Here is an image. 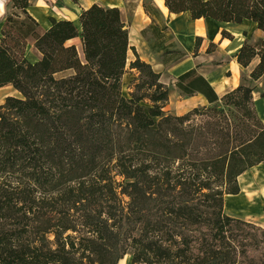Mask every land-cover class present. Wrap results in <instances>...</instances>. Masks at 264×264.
Listing matches in <instances>:
<instances>
[{
    "label": "trees",
    "instance_id": "obj_1",
    "mask_svg": "<svg viewBox=\"0 0 264 264\" xmlns=\"http://www.w3.org/2000/svg\"><path fill=\"white\" fill-rule=\"evenodd\" d=\"M164 3L192 20L248 19L264 32V0ZM31 5L7 0L13 12L0 21V88L20 93L0 105V264H118L127 254L129 264H264V225L225 210L239 177L264 163L253 87L219 97L192 68L174 86L205 104L173 114L169 87L130 44L117 7L95 3L79 27L51 18L43 31ZM144 8L151 50L166 66L181 60L187 52L168 21L165 44L160 11ZM76 38L82 53L69 44ZM30 40L41 54L35 62L26 56ZM130 50L137 76L125 96ZM236 58L244 68L258 60L249 73L258 81L264 35L246 39Z\"/></svg>",
    "mask_w": 264,
    "mask_h": 264
},
{
    "label": "crops",
    "instance_id": "obj_2",
    "mask_svg": "<svg viewBox=\"0 0 264 264\" xmlns=\"http://www.w3.org/2000/svg\"><path fill=\"white\" fill-rule=\"evenodd\" d=\"M149 1H151L160 11L161 15L166 18L168 21L167 25L171 33L174 35L175 40H177L189 54L193 53V56H195V58H192L191 56L190 58L186 57L187 59H181L167 67L170 68L177 66V69L179 66L183 67L176 75V78L180 74L197 67L196 69L198 72L206 77L216 90L222 91V93L229 92L236 86L244 84L245 79L241 80V77L243 79L245 76L244 70L250 71L251 66L246 69L242 68L236 60V54L245 39H255L264 35V32L258 29L256 22L248 19H245L241 23L219 22L212 18L192 20L187 12L179 14L169 13L164 0ZM6 2L7 0H0V21L9 9L6 8ZM52 2H54V6L56 5L55 7L50 6L44 0H41L38 4H32L28 7V11L36 19V17L30 12L29 8H35L39 12L44 11L43 9H48V11L46 10L47 12L44 11L46 12L44 19L49 24L51 23V18H56L57 20H72L77 24L82 10L87 9L96 3L109 7H117L121 12L122 21L128 26L131 21L132 26L135 29L134 31L136 34L139 33L137 34L138 36L142 35L141 31L152 23L151 16L144 8V2H146V0H52ZM41 27L43 30L49 28V26L45 27L43 25ZM210 27L217 28L214 37L210 34ZM0 28H2V23H0ZM222 31L229 32L233 35V39L223 38ZM203 36L204 39L202 38ZM139 37L140 44H142V47L145 49L144 44H146V40L144 41L141 36ZM197 38H200L201 40L199 47L195 50ZM131 39L130 33V44ZM135 40L137 41V38ZM185 40L189 42L191 49L186 47ZM31 43L33 44L32 40ZM211 44H215L217 47L213 49L212 52L207 53V49ZM222 50H227L230 55L222 53ZM194 51H198V54L195 55ZM37 53L35 60H38L40 57V53L38 51ZM219 54H225L226 56L221 59L218 58ZM215 60H217L219 64L214 65L213 62ZM230 72H233L234 76L227 77L230 75ZM236 75L240 77L239 80L234 78ZM212 78H214V80H212ZM6 86L0 88V90ZM16 92L19 93L18 91ZM13 96H18V94ZM260 116L262 120H264V112L262 114L260 113Z\"/></svg>",
    "mask_w": 264,
    "mask_h": 264
},
{
    "label": "rangeland",
    "instance_id": "obj_3",
    "mask_svg": "<svg viewBox=\"0 0 264 264\" xmlns=\"http://www.w3.org/2000/svg\"><path fill=\"white\" fill-rule=\"evenodd\" d=\"M40 1L41 0H31L32 4H38ZM44 1L46 2V0H44ZM145 3H152V2L149 0H146V2H144V4ZM47 4L49 5V3H47ZM55 6L53 4V7H55ZM43 10L48 11V9H43ZM7 11L9 13H12L13 9L9 7V9ZM165 20H166V18H164L162 16L161 19L158 21L160 22V27L162 28V31L164 30V41H166L165 44H168L171 42V40H170L171 34L167 30V27L164 23ZM129 23H130L129 26L127 25V27L129 30V34L131 33V38H132L131 44L135 46V49L138 53V56H140V58L142 60L150 63L152 65L154 71L161 74V77H160L161 82H163L164 84H166L169 87L170 99H169V102L167 104L166 109L173 114H184L185 112H187L188 110H190L191 108H193L195 106L204 105L205 99L201 95H196V96H192V97H183L177 92V90L174 86V83L176 81V75L179 73L180 70H182L183 67L179 66L178 69L176 68L177 66L167 68L170 65L166 66L163 63V61L161 59V55H159V54H157L151 50L149 42L145 41V38L142 35H139V36H141L144 39V41L146 42V44H144L145 49L142 47V44L139 45V43L135 40L137 38L136 36H138L137 34H139V33L136 34V32L134 31L135 29L133 28L131 21ZM40 26H42L41 23H40ZM50 26H51V23H50ZM148 27H150V25L144 29H147ZM42 30H43V28H42ZM216 31H217V28H215V27H212L210 29V34L212 37H214V34L216 33ZM148 38H151L149 40L154 41V36L151 32L148 33ZM202 38L204 39V36ZM175 41L177 42L179 47L183 48L182 45L177 40H175ZM30 43H31V40L27 46L26 56L28 57V59L30 61L35 62V61H37V60H35V58H36V55L38 53H37L35 47L33 46V44L31 43L32 44L31 45ZM69 44L76 45L78 47V49L80 50V52L82 51L80 38H76V39L70 41ZM216 47H217V45H215V47H212V51ZM209 48H210V46L208 47V49ZM208 49H207V53H210V52H208ZM194 53H195V55H197L198 51L197 52L194 51ZM222 53L230 55V54H228L227 50H222ZM225 54H219L218 58L223 59L226 56ZM190 56L192 58H195V56H193V53L189 54L187 52L186 56H184L182 59L185 60L187 58H190ZM40 58H41V54H40L39 59ZM135 58L136 57H135L134 53L130 50L128 52L127 71H126L125 75L123 76V94L125 96H129L130 83L137 76V70L131 69L129 67V64L131 62H133L135 60ZM236 60H237V58H236ZM257 62H258V60H254L253 66H255V64ZM213 63H214V65L219 64L217 62V60H215ZM253 66H251V69ZM241 67L244 68L243 66H241ZM244 69H246V68H244ZM251 69H250V71H251ZM244 71H245V76L243 77V79L241 77V80L245 79V82H244V84H241V85H250L253 87L255 106H256L258 115L260 116V113L262 114L264 112V75L258 81L251 82L249 80L250 79L249 78L250 71H248V70L247 71L244 70ZM233 72L232 73L230 72V75L227 77L234 76ZM234 78H237L239 80L240 77H238L236 75ZM236 87H238V86H236ZM215 91L217 92L219 97H222L223 95L228 93V92L222 93V91H219L216 89H215ZM16 94H18L17 97L20 96V93H17L16 90L12 87V85H7L5 88L0 90V105L4 103L5 98L7 96H13ZM260 118H261V116H260ZM239 184L241 187V191L239 192V194L226 196L225 210L229 213H233V214L242 216L246 219H249V220H252L256 223H260V224L264 225V163H261L255 167H252L249 170H247L244 174H242L239 177ZM130 257H131L130 254L125 255L124 258L121 259L123 261L120 260L121 264H129ZM119 262H118V264H119Z\"/></svg>",
    "mask_w": 264,
    "mask_h": 264
},
{
    "label": "bare ground",
    "instance_id": "obj_4",
    "mask_svg": "<svg viewBox=\"0 0 264 264\" xmlns=\"http://www.w3.org/2000/svg\"><path fill=\"white\" fill-rule=\"evenodd\" d=\"M30 9V12L36 17V19L38 21H40V23L45 26V27H48L50 26V24L44 19V15L46 14V12L42 11V12H39L37 9L35 8H29ZM78 27H79V22L77 23ZM140 37L138 36L137 37V42L139 43L140 45ZM185 45L186 47L190 48L191 49V46L189 45V42L187 40H185ZM212 80H214V78H212ZM229 196V195H228ZM123 261V260H121ZM121 261L119 262V264H121Z\"/></svg>",
    "mask_w": 264,
    "mask_h": 264
}]
</instances>
